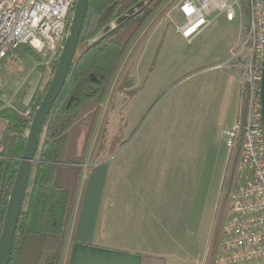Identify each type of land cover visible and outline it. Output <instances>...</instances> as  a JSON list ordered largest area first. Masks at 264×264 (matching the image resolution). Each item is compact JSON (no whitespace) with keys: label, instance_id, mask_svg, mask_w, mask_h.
I'll return each mask as SVG.
<instances>
[{"label":"rangeland","instance_id":"rangeland-1","mask_svg":"<svg viewBox=\"0 0 264 264\" xmlns=\"http://www.w3.org/2000/svg\"><path fill=\"white\" fill-rule=\"evenodd\" d=\"M181 1H166L159 10L164 17L139 44L122 73L126 74L121 82L130 68L134 85L123 89L119 83L113 93L109 91L99 107L87 111L70 129L68 145L70 155L84 156L85 168L92 162L112 160L109 189H118L121 183V188L154 191L158 222L164 210L171 216L166 221L170 239H187L190 251L207 255L211 240H217L216 222L224 211L221 196L227 193L230 150L225 133L242 117L238 113L241 83L235 68L225 65L232 50L245 41L248 17L238 8L233 22L214 13L210 25L188 43L178 32L184 23L178 10ZM32 54L15 50V72L1 68L0 94L7 102L18 101L23 89L30 97L39 81L43 79L41 89L50 81L53 60ZM92 114L97 117L95 132L84 151L86 118ZM118 171L126 174L119 181ZM131 173L135 178H129ZM236 186L237 181L231 191Z\"/></svg>","mask_w":264,"mask_h":264},{"label":"trees","instance_id":"trees-1","mask_svg":"<svg viewBox=\"0 0 264 264\" xmlns=\"http://www.w3.org/2000/svg\"><path fill=\"white\" fill-rule=\"evenodd\" d=\"M166 1L90 0L67 80L45 121L21 206L9 264L68 263L70 245L67 236L86 186V181L82 179L84 170L86 172L89 168H85L87 162L83 155H70L73 154L68 145L70 129L88 114L87 111L95 109L96 105L99 107L107 93H113L119 83L123 89L134 85L130 68L121 82L120 79L126 74L122 73L132 62L139 44L164 17L163 11L159 10ZM124 17L127 19L118 23ZM247 29L248 24L244 33ZM16 50L32 54L25 47ZM14 57L6 59L0 65V70L6 66L12 73L15 72L16 65L12 61ZM58 59L59 56H56L52 61L54 71ZM122 65L125 67L120 70ZM118 73L120 76L116 78ZM42 83L43 79L30 97L26 96L23 89L18 103L25 107L24 113H20L12 104L6 106L7 100L0 94V104L4 106L0 111V236L27 134L50 81L44 89H41ZM27 111L30 113L27 114ZM96 118L94 114L86 118L89 129L84 151L92 142ZM240 153L239 144L230 151L226 167L227 193L224 194L225 198L221 196L224 211L216 222L217 240L216 243L211 240L205 264H213L218 254L222 229L230 212L231 190L237 181ZM72 241H69L70 244Z\"/></svg>","mask_w":264,"mask_h":264},{"label":"built area","instance_id":"built-area-1","mask_svg":"<svg viewBox=\"0 0 264 264\" xmlns=\"http://www.w3.org/2000/svg\"><path fill=\"white\" fill-rule=\"evenodd\" d=\"M77 0H0V64L19 47L46 57L59 56ZM245 4V7L242 4ZM248 13L245 41L225 65L235 68L244 87L245 112L225 133L231 151L240 145L237 186L231 192L217 257L213 264H264V125L261 82L264 69V0H182L178 32L190 43L210 25L211 15L229 22ZM48 63H45V65ZM229 64V65H228ZM7 102L6 106L10 105ZM4 108L0 104V111ZM27 114L30 112L27 111Z\"/></svg>","mask_w":264,"mask_h":264},{"label":"crops","instance_id":"crops-1","mask_svg":"<svg viewBox=\"0 0 264 264\" xmlns=\"http://www.w3.org/2000/svg\"><path fill=\"white\" fill-rule=\"evenodd\" d=\"M240 87L238 113L243 115L246 102L242 83ZM131 174L129 178H135ZM125 176L117 172L118 181ZM111 177V159L95 162L84 173L86 186L73 224V241L68 244L67 264H205L206 253L195 255L187 239H170L166 223L170 214L164 210L158 222L154 191L121 188V183L118 189H109Z\"/></svg>","mask_w":264,"mask_h":264},{"label":"water","instance_id":"water-1","mask_svg":"<svg viewBox=\"0 0 264 264\" xmlns=\"http://www.w3.org/2000/svg\"><path fill=\"white\" fill-rule=\"evenodd\" d=\"M89 2L90 0H77L76 2L68 34L59 55L56 69L50 80L46 94L33 116L27 134L25 148L19 162L15 181L7 204L3 229L0 236V264H9L10 262L20 210L27 190L32 165L35 161L36 152L44 130L45 121L67 80L84 28ZM124 19H127V17L120 19L118 23ZM261 101L264 125V69L261 82ZM12 106L20 113L25 112V107L17 101H13Z\"/></svg>","mask_w":264,"mask_h":264}]
</instances>
